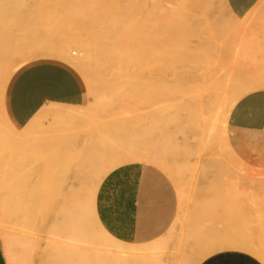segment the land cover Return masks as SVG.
Listing matches in <instances>:
<instances>
[{
	"label": "rangeland",
	"instance_id": "374dc122",
	"mask_svg": "<svg viewBox=\"0 0 264 264\" xmlns=\"http://www.w3.org/2000/svg\"><path fill=\"white\" fill-rule=\"evenodd\" d=\"M88 1L25 0L26 8L11 14L14 22L0 25V69L18 63L8 61L9 41L22 40L27 48H34L40 42L60 40L64 28L53 21L59 19L61 10L69 17L89 10ZM150 3L154 5L157 27L150 35L162 43L161 56L151 66L144 70L133 66L121 69L117 63L111 68L102 61L98 67L80 49L71 47L68 55L72 58V51H77L91 75L87 77L80 71L91 96L86 110L72 113L47 109L33 136L20 144L9 140L20 135L7 128L0 114V229L22 223L23 209L31 211L28 218L33 226L26 233L5 229L0 236L35 239L40 251L31 264H49L57 245L73 247L65 236L55 235L52 230L63 221V210L74 205L76 195L89 204L90 220L102 236L105 230L100 201L106 184L120 172L140 168L152 170L167 181L184 214L195 201L215 193L246 202L259 215V250L264 252V161L259 146L252 137L224 127L223 97L193 111L189 93L199 80L200 72L189 68L197 56L211 58V77L224 85V91L242 87L247 93L256 65L247 37L240 32V23L231 17L225 0H195L193 4L189 0L107 2L113 10L110 17L133 42L146 33L145 25L137 21V8ZM121 126L151 131L141 136L139 151L135 152L151 162H133L113 169L100 163L110 150L124 152L116 137ZM166 133L173 135L178 152H163L160 156L157 149ZM159 159L162 166L156 163ZM252 169L259 170V174L253 175ZM95 170L104 176L97 179ZM86 251L99 249L93 245ZM116 256L126 258L127 253L121 251Z\"/></svg>",
	"mask_w": 264,
	"mask_h": 264
},
{
	"label": "crops",
	"instance_id": "0c3cea01",
	"mask_svg": "<svg viewBox=\"0 0 264 264\" xmlns=\"http://www.w3.org/2000/svg\"><path fill=\"white\" fill-rule=\"evenodd\" d=\"M225 4L240 23L256 62L249 91L230 112L227 125L252 137L264 161V0H225ZM90 102L88 85L75 67L57 59H38L11 77L0 96V114L4 122L22 131L44 109L60 107L80 113ZM100 213L105 232L96 242V256L101 260L115 261L116 253L126 251L130 261L144 264H261L255 256L259 215L240 198L225 193L198 199L184 214L161 175L129 169L106 184ZM65 238L73 247L60 246L86 251L83 243ZM39 251L35 239L0 236V264H31Z\"/></svg>",
	"mask_w": 264,
	"mask_h": 264
},
{
	"label": "bare ground",
	"instance_id": "6f19581e",
	"mask_svg": "<svg viewBox=\"0 0 264 264\" xmlns=\"http://www.w3.org/2000/svg\"><path fill=\"white\" fill-rule=\"evenodd\" d=\"M109 0H89L87 5L89 10L76 13L69 17L61 10L59 19H55L54 23L62 25V37L53 43L40 42L34 48H27V43L19 40L14 43L10 42L11 57L8 61L15 65L14 67L0 69V96L4 94L6 86L14 73L24 64L38 59H57L65 61L81 71L85 76L90 77L88 64L81 60L77 51H72V58L68 55L71 47H77L81 52L87 55L89 60H93L98 67L102 65V61L108 67H114L119 64L121 69L132 67L141 70L151 66L156 59L160 58L161 42L151 38L152 28L156 29L154 20V5L150 3L143 7L137 8V21H141L145 27L146 33L137 41L130 40V35L124 34L123 27L114 20L112 16V8L108 6ZM191 4L195 0H189ZM26 8L25 0H0V25H6L14 22L11 14L17 13L19 10ZM23 19V18H22ZM54 25V26H58ZM6 46V45H5ZM8 46V45H7ZM68 59H71L69 61ZM211 58L197 56L190 61V70L199 71V80L193 85L190 93V100L193 103L192 110L196 108L200 110L206 105L211 106L215 101L224 98V111L222 113V124L228 130L227 118L237 104V102L246 94L245 89L236 87L233 91H224V85L211 77L212 70ZM60 108V107H52ZM62 109V108H60ZM194 115L195 112H191ZM47 115V109L41 111L28 126L22 131L14 129L9 122L5 121L7 128L19 137H13L9 140L16 144L27 142L35 133L39 119ZM162 118L156 124L160 123ZM155 124V125H156ZM232 131V130H230ZM151 134L149 129L139 131L129 127L121 126L116 132L118 144L124 152H117L115 149L104 153L100 163L107 165L106 169H113L123 164L133 162H151L148 157L135 155L136 150L139 151L141 136ZM173 135L166 133L161 139V145L157 149V153L161 156L163 152H178ZM161 160L156 163L162 166ZM153 163V161H152ZM98 170V169H96ZM95 177L101 179L104 174L96 173ZM105 172V171H104ZM252 174H259V170L252 169ZM250 174V173H248ZM85 189V188H84ZM95 194V193H94ZM94 196V195H93ZM74 205L66 207L63 210V221L53 227L52 232L58 236H66L73 241H79L86 246L96 245L101 234L96 232L94 224L90 220V206L83 197L74 196ZM10 212H14L10 210ZM18 213V211H17ZM23 217L25 220L18 224H9L7 228H1L26 233L31 231L33 226L30 222L31 211L23 209ZM256 254L264 261V252L257 251ZM49 264H144L143 260H129L128 258H120L115 261L112 259L101 260L97 258L96 252H79L77 250L65 249L63 246H55L52 255L49 257Z\"/></svg>",
	"mask_w": 264,
	"mask_h": 264
}]
</instances>
